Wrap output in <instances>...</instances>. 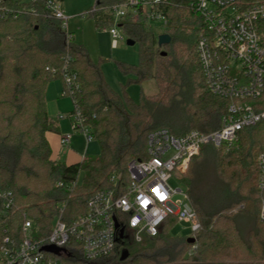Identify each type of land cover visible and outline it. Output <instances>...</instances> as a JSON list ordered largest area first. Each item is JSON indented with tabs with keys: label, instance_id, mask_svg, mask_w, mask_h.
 <instances>
[{
	"label": "trees",
	"instance_id": "obj_1",
	"mask_svg": "<svg viewBox=\"0 0 264 264\" xmlns=\"http://www.w3.org/2000/svg\"><path fill=\"white\" fill-rule=\"evenodd\" d=\"M105 1L96 0L95 10L89 12L96 17L97 28L111 25L105 10L112 2ZM170 1L163 32L171 39L168 45L159 48L155 33L141 21L123 26L128 39L139 45V62L118 63L119 70L132 77L129 83L154 80L158 88L156 95L141 94L135 104L110 88L100 61L93 63L71 33L46 15L43 0H0V8L17 14L0 20V190L14 195L8 218L0 207V243L5 237L20 241L23 214L32 220L36 235L44 237L55 218L70 223L85 214L94 193L114 189L111 176L120 188L125 187L128 164L146 159L150 132L166 129L181 137L219 128L227 103L212 95L203 81L196 54L202 21L188 7V0ZM69 71L79 85L70 96L74 108L69 115L81 112L99 154L64 165L53 160L47 140L56 128L45 95L55 80L62 82L64 95V73ZM260 154H264V122L241 131L227 152L208 144L190 161L181 182L200 226L193 245L187 243L189 237L170 234L176 223L169 219L155 237L144 235L139 243L122 240L106 258L89 263L78 258L70 264L264 260V224L258 218ZM59 182L63 187H57ZM73 182L76 185L69 190L67 185ZM124 250L129 257L120 261Z\"/></svg>",
	"mask_w": 264,
	"mask_h": 264
},
{
	"label": "built area",
	"instance_id": "obj_2",
	"mask_svg": "<svg viewBox=\"0 0 264 264\" xmlns=\"http://www.w3.org/2000/svg\"><path fill=\"white\" fill-rule=\"evenodd\" d=\"M43 1L46 15L57 20L68 33L69 17L61 3ZM107 2H112L105 10L111 25L102 29L111 36L112 48L122 39L118 28L126 23L141 21L154 33L159 30V35L164 34L170 0ZM188 7L202 21L196 54L205 87L227 103L219 128L208 134L191 131L181 137L172 136L166 129L150 132L146 137V159L128 164L125 187L120 188L115 176H111L114 189L94 193L85 214L70 223L55 218L50 233L44 237L36 235L32 220L23 214L20 241L5 237L0 243V264H70L78 258L94 262L108 257L119 241L131 239L139 243L144 235L157 236L169 219L176 224H188L192 234L189 238L195 239L193 234L200 226L187 193L181 188L172 189L168 183L172 178L181 180L204 145L227 150L241 131L264 122V0H188ZM10 15L17 16L11 9L0 8V20ZM64 80V95L72 96L79 87L75 73L65 72ZM69 117L72 131L81 132L86 143L91 142L93 137L81 112L76 110ZM70 139V135L61 136L60 146L66 147ZM256 162L258 218L264 224V154L258 155ZM75 185L70 183L67 188ZM57 187L63 184L59 182ZM13 206V193L0 190L1 214L8 218ZM63 207L61 204L60 208ZM46 246L58 249L59 253L43 251ZM220 264H264V260Z\"/></svg>",
	"mask_w": 264,
	"mask_h": 264
},
{
	"label": "rangeland",
	"instance_id": "obj_3",
	"mask_svg": "<svg viewBox=\"0 0 264 264\" xmlns=\"http://www.w3.org/2000/svg\"><path fill=\"white\" fill-rule=\"evenodd\" d=\"M29 2L32 0H20ZM65 11V15L69 17L68 32L71 33L73 41L76 44L82 45L88 52L89 59L93 63L100 61V67L103 77L110 88L124 100L128 97L133 103L138 104L141 94L153 96L158 93V88L154 80L145 81L141 84L129 83L131 76H125L119 70L117 64L124 63L128 65H137L139 62V45L135 43L133 46L127 45L128 36L125 28H118L119 40L118 45L112 48V38L109 33L101 27L96 26L95 16H91L89 12L94 9L96 0H60ZM110 27V26H109ZM106 27V28H109ZM158 30V29H156ZM156 37L160 31H155ZM62 88V82L55 80L49 83L46 93L49 90V98L46 101L47 113L51 119L57 117L59 119L60 134L71 132L72 119L69 117V112L74 108L71 97L63 95L59 88ZM46 100V95H45ZM73 148L82 152L86 148L87 156H96L99 154L98 144L93 138L86 146V139L81 132H73ZM60 134H47V140L51 149L52 158L56 155L57 142ZM223 149V152H227ZM64 161V159H63ZM187 172V171H186ZM185 172V173H186ZM183 173L181 177L185 174ZM168 185L172 189L181 188L185 190L180 179L172 178ZM180 198V196H176ZM170 234L174 237H190L192 236L188 224L177 223L170 229ZM238 260H223L217 261L214 264H220ZM248 262V261H239Z\"/></svg>",
	"mask_w": 264,
	"mask_h": 264
},
{
	"label": "crops",
	"instance_id": "obj_4",
	"mask_svg": "<svg viewBox=\"0 0 264 264\" xmlns=\"http://www.w3.org/2000/svg\"><path fill=\"white\" fill-rule=\"evenodd\" d=\"M58 1L60 2V0H58ZM61 5H62V3H61ZM62 8H63V6H62ZM63 11H64V8H63ZM64 13H65V11H64ZM59 89L62 91L61 87ZM49 90L50 89H48V91L46 93V101H48V99H51V98H49V94H50ZM47 104L48 103H46V107H47ZM48 106H49V104H48ZM51 120L53 122H55V128H56V132L53 133V134H56V135L58 134L59 135L60 134L59 119L57 117H55L54 119H51ZM63 135H70L71 136L70 142H69V144L66 147H61L60 146V138ZM73 136H74V133L71 132L70 130H69V132H67L65 134H60V136H59L60 138H58V142H57L56 155L53 158V160L55 162L60 163V164H64V165L76 164V163L80 162L81 159L86 155V148L82 152H79L78 150L73 148ZM89 143H86V146ZM98 150H99V148H98ZM63 159H64V161H63Z\"/></svg>",
	"mask_w": 264,
	"mask_h": 264
},
{
	"label": "water",
	"instance_id": "obj_5",
	"mask_svg": "<svg viewBox=\"0 0 264 264\" xmlns=\"http://www.w3.org/2000/svg\"><path fill=\"white\" fill-rule=\"evenodd\" d=\"M170 40L171 39H170L169 35H167V34H161V35H159L157 37V46L159 48H162L163 46L168 45L170 43ZM134 44H135L134 41L129 40V39L127 40V45L133 46ZM161 55L164 56L165 53H162ZM116 227H118L117 224H116ZM120 232L122 234V230ZM187 243L193 245L195 243V239L194 238H188L187 239ZM42 250L43 251H47V252H53L55 254H58L59 253V250L56 249V248H54V247H52V246L43 247ZM128 257H129L128 251L124 250L122 252V254H121L120 261H125Z\"/></svg>",
	"mask_w": 264,
	"mask_h": 264
}]
</instances>
